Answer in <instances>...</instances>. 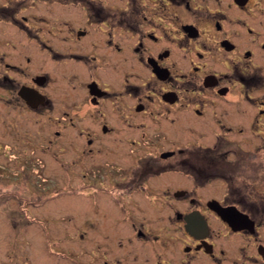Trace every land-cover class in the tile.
I'll list each match as a JSON object with an SVG mask.
<instances>
[{"label": "flooded vegetation", "instance_id": "obj_1", "mask_svg": "<svg viewBox=\"0 0 264 264\" xmlns=\"http://www.w3.org/2000/svg\"><path fill=\"white\" fill-rule=\"evenodd\" d=\"M0 159L67 264H264V0H0Z\"/></svg>", "mask_w": 264, "mask_h": 264}, {"label": "rangeland", "instance_id": "obj_2", "mask_svg": "<svg viewBox=\"0 0 264 264\" xmlns=\"http://www.w3.org/2000/svg\"><path fill=\"white\" fill-rule=\"evenodd\" d=\"M37 144L34 155L36 152V156L44 163L40 169L43 176H54L62 167L67 166V160L70 162L73 157V152L67 149L57 152L59 158L55 159L52 154L55 145L48 148L41 138ZM23 146V153L30 154V147L26 144ZM27 159L25 157L23 161L26 162ZM32 160L29 159L27 164ZM12 165L15 167L17 164L11 162L10 166ZM79 165L77 162L71 164L72 167ZM30 176L32 177V174ZM30 176L29 184L33 183L35 175L33 174V179ZM18 182L11 178L8 179L7 185H3L0 181V264H52L53 258H56L58 263L63 261L67 264L70 260L59 254L54 255L48 249L54 246L55 250L61 252L64 248L79 247V243L67 236L66 231L71 230L67 218L58 223H51L46 218L48 209L51 210L52 204L60 202L63 196L58 194L55 197H46L50 200L46 207L43 204L35 206L32 205V200L35 199L36 191L31 187L32 184L29 186ZM54 214L61 215L64 212L57 210Z\"/></svg>", "mask_w": 264, "mask_h": 264}]
</instances>
